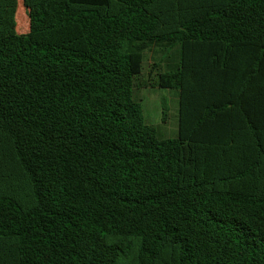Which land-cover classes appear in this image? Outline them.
Instances as JSON below:
<instances>
[{"label":"trees","instance_id":"16d2710c","mask_svg":"<svg viewBox=\"0 0 264 264\" xmlns=\"http://www.w3.org/2000/svg\"><path fill=\"white\" fill-rule=\"evenodd\" d=\"M0 0V264H264V0ZM146 53L178 136L135 98ZM166 108L163 121H166Z\"/></svg>","mask_w":264,"mask_h":264},{"label":"rangeland","instance_id":"374dc122","mask_svg":"<svg viewBox=\"0 0 264 264\" xmlns=\"http://www.w3.org/2000/svg\"><path fill=\"white\" fill-rule=\"evenodd\" d=\"M17 2L15 32L21 34L29 29V18L22 0ZM160 71L154 67L152 53H146L143 72L136 80L135 98L142 104L145 123L157 127L160 135L168 138L178 136L179 93L176 90L158 87ZM167 118L163 121V112Z\"/></svg>","mask_w":264,"mask_h":264}]
</instances>
